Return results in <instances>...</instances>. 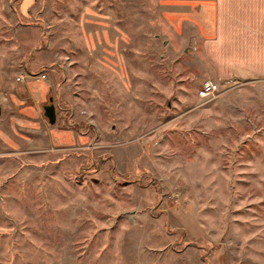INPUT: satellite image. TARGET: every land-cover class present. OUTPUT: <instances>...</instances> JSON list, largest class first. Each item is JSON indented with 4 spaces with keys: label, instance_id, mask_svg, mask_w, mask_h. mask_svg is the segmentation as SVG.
<instances>
[{
    "label": "rangeland",
    "instance_id": "rangeland-1",
    "mask_svg": "<svg viewBox=\"0 0 264 264\" xmlns=\"http://www.w3.org/2000/svg\"><path fill=\"white\" fill-rule=\"evenodd\" d=\"M205 3L0 0V264H264V74Z\"/></svg>",
    "mask_w": 264,
    "mask_h": 264
},
{
    "label": "crops",
    "instance_id": "crops-1",
    "mask_svg": "<svg viewBox=\"0 0 264 264\" xmlns=\"http://www.w3.org/2000/svg\"><path fill=\"white\" fill-rule=\"evenodd\" d=\"M203 5L209 8L213 20L214 25L209 27L213 39L221 38L224 24L225 38L230 43L240 42L241 63L246 72L264 74V0H208Z\"/></svg>",
    "mask_w": 264,
    "mask_h": 264
},
{
    "label": "built area",
    "instance_id": "built-area-1",
    "mask_svg": "<svg viewBox=\"0 0 264 264\" xmlns=\"http://www.w3.org/2000/svg\"><path fill=\"white\" fill-rule=\"evenodd\" d=\"M219 84L212 80H205L197 91L198 97L209 99L219 91Z\"/></svg>",
    "mask_w": 264,
    "mask_h": 264
},
{
    "label": "water",
    "instance_id": "water-1",
    "mask_svg": "<svg viewBox=\"0 0 264 264\" xmlns=\"http://www.w3.org/2000/svg\"><path fill=\"white\" fill-rule=\"evenodd\" d=\"M50 103L43 106L44 115L50 124H54L56 121L55 107L52 103V98H49Z\"/></svg>",
    "mask_w": 264,
    "mask_h": 264
}]
</instances>
